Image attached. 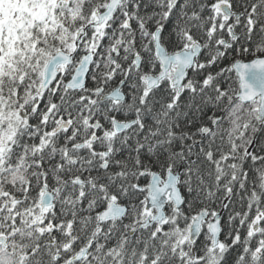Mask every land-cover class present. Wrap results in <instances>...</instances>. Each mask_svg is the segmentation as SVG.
I'll list each match as a JSON object with an SVG mask.
<instances>
[{
	"label": "snow or ice",
	"instance_id": "snow-or-ice-1",
	"mask_svg": "<svg viewBox=\"0 0 264 264\" xmlns=\"http://www.w3.org/2000/svg\"><path fill=\"white\" fill-rule=\"evenodd\" d=\"M0 264H264V0H0Z\"/></svg>",
	"mask_w": 264,
	"mask_h": 264
}]
</instances>
